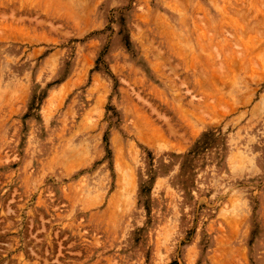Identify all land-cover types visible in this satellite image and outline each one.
Returning <instances> with one entry per match:
<instances>
[{"label":"rangeland","instance_id":"obj_1","mask_svg":"<svg viewBox=\"0 0 264 264\" xmlns=\"http://www.w3.org/2000/svg\"><path fill=\"white\" fill-rule=\"evenodd\" d=\"M0 264H264V0H0Z\"/></svg>","mask_w":264,"mask_h":264},{"label":"bare ground","instance_id":"obj_2","mask_svg":"<svg viewBox=\"0 0 264 264\" xmlns=\"http://www.w3.org/2000/svg\"><path fill=\"white\" fill-rule=\"evenodd\" d=\"M222 5H223V4H222ZM222 5H221V6H222ZM220 8H221V7H220ZM222 9H223V8H222ZM226 9H227V7H226ZM235 9H236V8H235ZM223 10H224V9H223ZM223 10H222V11H223ZM234 12H235V11H234ZM220 14H221V13H220ZM221 16H222V15H221ZM242 17H243V16H242ZM228 19H229V18H228ZM236 24H237V23H236Z\"/></svg>","mask_w":264,"mask_h":264}]
</instances>
